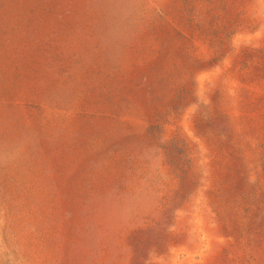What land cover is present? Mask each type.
<instances>
[{
    "label": "rangeland",
    "instance_id": "1",
    "mask_svg": "<svg viewBox=\"0 0 264 264\" xmlns=\"http://www.w3.org/2000/svg\"><path fill=\"white\" fill-rule=\"evenodd\" d=\"M0 264H264V0H0Z\"/></svg>",
    "mask_w": 264,
    "mask_h": 264
}]
</instances>
